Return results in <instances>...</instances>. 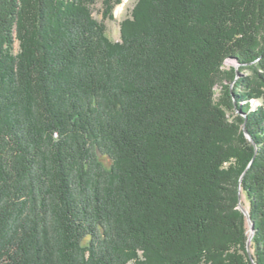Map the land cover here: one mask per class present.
I'll return each mask as SVG.
<instances>
[{
  "label": "trees",
  "instance_id": "1",
  "mask_svg": "<svg viewBox=\"0 0 264 264\" xmlns=\"http://www.w3.org/2000/svg\"><path fill=\"white\" fill-rule=\"evenodd\" d=\"M93 3L0 0V264H264V0Z\"/></svg>",
  "mask_w": 264,
  "mask_h": 264
},
{
  "label": "rangeland",
  "instance_id": "2",
  "mask_svg": "<svg viewBox=\"0 0 264 264\" xmlns=\"http://www.w3.org/2000/svg\"><path fill=\"white\" fill-rule=\"evenodd\" d=\"M94 3L92 5V13H93V17L99 21V22H103L106 25V35L107 37L113 41V42H121V27L120 24L121 22H123L124 20H126L127 18H129L131 16L132 10L135 8L138 0H122L121 4L116 6V8L113 11V20L110 19H104V0H93ZM16 50L18 51L19 49V45L18 43H16ZM226 67H223V71L225 70H229L232 67H234L235 69V74H234V78L233 81L231 83H226V88H223L222 86H216L214 88V100L215 103L219 104L220 110L222 112H224L225 117L227 119V121L229 122V124H231L233 127H235V124L238 122V117H242L245 119L244 123L240 124V128H242V132L244 133V130L247 131V133L249 134L248 130L246 129V124H247V114L255 111L257 108L262 107L263 103L262 101H260L259 99H249V100H245L242 103H240L239 105L242 107L241 109H229V101H230V97L232 102L235 105V99H234V95H239L237 89H236V85H237V80L244 78L245 80L247 78H249V76H251L250 71H244L240 69V65L239 63H237V61L234 60H227L225 63ZM260 73H262V75L264 74V70H260ZM229 99V101H228ZM248 106V111L244 110V107ZM248 112V113H246ZM239 123V122H238ZM237 125V124H236ZM238 135V134H236ZM244 135L246 136V134L244 133ZM251 139H248V137L246 136V138L249 140V142L252 144V146L254 147V157L252 158V161L250 163V165H248L247 169L244 171L243 175L240 178V182L241 180L245 177L246 173L248 172L251 164H253L256 156H257V151H258V147H257V143L253 140V138L251 137V135L249 134ZM252 141V142H251ZM237 141H235L234 143H236ZM103 160L106 161L105 158H103ZM106 163H108L110 165V162L106 161ZM240 195H241V199H240ZM242 208L248 213L249 215V202L247 201V198L245 197L244 194H242L241 188H239V202H238V207L237 210H239L240 212H242L244 214V216L247 218V223H248V227H249V237H248V241H247V251L251 252V243L249 241H252L253 237H252V231L250 228V224H249V220H248V216L246 215V213L242 210ZM250 217V215H249ZM251 221L252 218L250 217ZM253 222V221H252ZM254 223V222H253ZM255 226V223H254ZM252 237V239H250ZM250 243V245H249ZM249 252V253H250ZM251 254V253H250ZM250 256V260L253 263L254 259L252 257V255ZM254 264V263H253Z\"/></svg>",
  "mask_w": 264,
  "mask_h": 264
},
{
  "label": "water",
  "instance_id": "3",
  "mask_svg": "<svg viewBox=\"0 0 264 264\" xmlns=\"http://www.w3.org/2000/svg\"><path fill=\"white\" fill-rule=\"evenodd\" d=\"M244 133L246 134V136L248 137V139H251L249 134L247 133L246 130H244ZM252 142V141H251ZM240 199H241V195H240ZM242 210L246 213V215L248 216V220H249V224H250V228H251V231H252V237L254 236V233H255V226H254V223L251 221L248 213L242 208ZM252 237L250 239H252ZM251 243V241H249ZM249 243V245H250Z\"/></svg>",
  "mask_w": 264,
  "mask_h": 264
}]
</instances>
